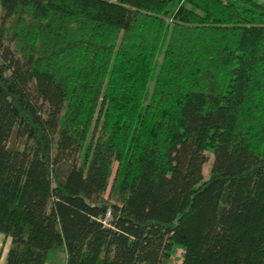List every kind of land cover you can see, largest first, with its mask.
<instances>
[{
  "label": "trees",
  "instance_id": "obj_1",
  "mask_svg": "<svg viewBox=\"0 0 264 264\" xmlns=\"http://www.w3.org/2000/svg\"><path fill=\"white\" fill-rule=\"evenodd\" d=\"M0 232L6 264H264V0H0Z\"/></svg>",
  "mask_w": 264,
  "mask_h": 264
},
{
  "label": "crops",
  "instance_id": "obj_2",
  "mask_svg": "<svg viewBox=\"0 0 264 264\" xmlns=\"http://www.w3.org/2000/svg\"><path fill=\"white\" fill-rule=\"evenodd\" d=\"M11 244V238L0 232V264H6ZM53 252H58V254ZM66 259L67 255L64 251H51L46 259V264H66Z\"/></svg>",
  "mask_w": 264,
  "mask_h": 264
},
{
  "label": "rangeland",
  "instance_id": "obj_3",
  "mask_svg": "<svg viewBox=\"0 0 264 264\" xmlns=\"http://www.w3.org/2000/svg\"><path fill=\"white\" fill-rule=\"evenodd\" d=\"M210 165H211V160H209L208 163L206 164V166L204 167V175H205L206 179H208V177H209ZM116 168H117V164H116V167H114V170H113V175H112L111 180H110V187L108 188L107 192L104 195V197L106 199L109 197V192H110L113 180H114V175H115ZM115 199L116 198L113 197L112 201H115ZM53 253H57L58 254V252H53ZM181 254H182V250L178 249L177 253L174 255V257L172 259L173 260V264H179L180 259H181ZM52 261H54V260H52Z\"/></svg>",
  "mask_w": 264,
  "mask_h": 264
},
{
  "label": "built area",
  "instance_id": "obj_4",
  "mask_svg": "<svg viewBox=\"0 0 264 264\" xmlns=\"http://www.w3.org/2000/svg\"><path fill=\"white\" fill-rule=\"evenodd\" d=\"M111 217V211H108V213L106 214V219L103 220V224H108V220Z\"/></svg>",
  "mask_w": 264,
  "mask_h": 264
}]
</instances>
